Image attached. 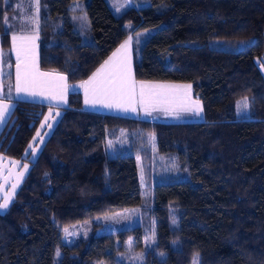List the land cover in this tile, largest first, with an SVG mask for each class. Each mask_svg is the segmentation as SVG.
<instances>
[{"label":"trees","instance_id":"obj_1","mask_svg":"<svg viewBox=\"0 0 264 264\" xmlns=\"http://www.w3.org/2000/svg\"><path fill=\"white\" fill-rule=\"evenodd\" d=\"M73 1L39 0L42 68L71 81L87 77L130 23L148 32L134 53L135 77L190 83L204 120L160 122L88 110L80 92H69L68 107L0 211V264H118L116 241L132 238L142 248L143 223L107 233L94 224L75 244L62 239L65 225L117 216L142 201L135 153L107 148V132L117 127L151 131L158 150L176 153L188 170L186 178L152 185L156 243L145 264H191L196 255L199 264H264V0H148L120 15L107 0H86L87 42L74 25ZM243 99L249 112L240 115ZM46 109L17 100L0 150L28 160L25 151Z\"/></svg>","mask_w":264,"mask_h":264},{"label":"crops","instance_id":"obj_2","mask_svg":"<svg viewBox=\"0 0 264 264\" xmlns=\"http://www.w3.org/2000/svg\"><path fill=\"white\" fill-rule=\"evenodd\" d=\"M78 1L75 0L72 2V18L74 25L81 32V40L83 42H87L91 40L90 34H88L89 22L87 17L82 19V15H86L84 10V5L86 0L79 2L80 4L75 5L74 3ZM80 1V0H79ZM113 12L116 15H120L127 8L133 7L138 9L143 7L149 3L148 0H107ZM3 6L5 8L4 17L7 16V21L4 19V28L0 31V98H3V102L8 104L9 112L6 114L5 120L0 122V135L6 126L11 122L13 110L17 100H29L41 102L47 105V109L31 139L29 142L27 149L25 151V155L27 159H19L12 158L4 154L0 150V204L5 202V197L9 196L7 207L12 201L15 193L21 186L24 178L26 177L29 167L30 161H33L38 152L40 151L42 145L44 144L47 137L50 135L52 129L58 122L61 117L64 108L68 107V94L71 91H77L81 93L82 96V106L84 109L114 113L119 115L131 116L139 119H146L151 121H160V122H187V121H203L204 120V112L202 102L195 98L192 94L191 88V98L192 100L199 101L202 111L199 114H195L194 112H187L179 110L180 101L177 99L176 106L177 110L173 114L166 113L161 110L152 111L151 115H146L144 110L137 105L136 111H123L116 108H105L101 105H91L84 103V89L79 87V85L88 80L94 72L97 71L104 63V61L108 60L109 57L113 55L114 52L120 47V45L129 37H131V66H132V74L136 81H143L146 84H173V85H189L188 82H177V81H166V80H143L137 79L134 74V53L135 50L142 45L144 39L148 32L143 31H135L132 24H127L128 34L113 48V50L97 65V67L85 78L77 81H71L68 79L66 73L54 69H44L40 66L39 63V45H40V8L36 6V0H4ZM85 21V22H84ZM32 35L35 37L34 41L30 45L31 51L29 52V56L31 59L35 61V67L41 73H59L66 77L65 83L69 86L64 101H56L51 98H44L41 96H29L24 93H20L19 95L16 92L15 84H16V64H17V56L16 51L13 49V35ZM20 41L17 40V46L20 45ZM44 79H50L55 81V75L50 77H45ZM11 85V88H9ZM50 91H56L55 86L50 89ZM11 97L10 99L8 97ZM51 112V116L49 113ZM45 117H48L47 122H45ZM44 124V127L41 128V125ZM51 127H48V125ZM41 133L42 140L40 137L36 136L37 132ZM46 133V134H45ZM35 138V141H34ZM32 145L33 148L36 149L35 152L32 151V148L29 145ZM24 165H27V168H24ZM23 173L22 175H20ZM13 185L15 188L13 189ZM0 208V211H4L7 209Z\"/></svg>","mask_w":264,"mask_h":264},{"label":"snow or ice","instance_id":"obj_3","mask_svg":"<svg viewBox=\"0 0 264 264\" xmlns=\"http://www.w3.org/2000/svg\"><path fill=\"white\" fill-rule=\"evenodd\" d=\"M36 6H39V0H36ZM4 19L7 21V16ZM34 39L35 37L32 35L17 36L14 34L12 37L13 49L17 56L16 92L18 95L24 93L33 97L41 96L46 99L64 101L69 87L65 83L66 77L59 73H41L36 69L34 59L29 56L30 45ZM17 40L21 42L19 46H17ZM130 45L131 37L126 39L88 80L79 85L84 89L86 105H101L105 108H116L123 111H136V106L139 105L146 115H151L154 110L173 114L177 110L176 101L179 99V110L194 112L197 115L202 111L199 101L191 98L190 84H146L143 81H136L132 74ZM52 75H55V81L44 79ZM53 85L56 91H50ZM244 108H247V103L244 104ZM8 112V104L3 102V98H0V122L5 120ZM49 116H51V112ZM47 120L48 117H45V122ZM43 127L44 124L41 125V128ZM48 127L51 125L49 124ZM36 136L42 140L39 131ZM29 147L33 152L36 151L31 144ZM24 168L26 169L27 165H24ZM14 188L15 185H13ZM9 196L10 194L5 197V202L0 204V208L7 207Z\"/></svg>","mask_w":264,"mask_h":264},{"label":"rangeland","instance_id":"obj_4","mask_svg":"<svg viewBox=\"0 0 264 264\" xmlns=\"http://www.w3.org/2000/svg\"><path fill=\"white\" fill-rule=\"evenodd\" d=\"M81 1L84 0H78L74 4H80ZM85 16V14L82 15V19L85 20ZM259 65L264 73V54L259 59ZM245 103H247V108H244ZM237 104V113L241 115V113L249 112V103L246 99L240 100ZM107 140L110 153L125 149L135 153L143 190L142 201L139 205L128 208L117 216L100 215L90 220L65 225L61 228L62 239L67 244H75L90 234L94 224L98 225L97 233H107L143 223L147 232L142 248H136L132 238H128L125 242L116 241L117 251L114 254V260L118 264H145L147 251L153 249L156 243V228L152 212V185L158 179L188 177L187 166L179 160L176 153L159 151L155 134L146 129L117 127L108 130ZM173 210H175L174 207ZM174 213L175 211L172 213V222L176 226L177 220ZM59 257L60 252L57 250L55 263L58 262ZM90 264L109 263L94 260ZM191 264H199L198 255L193 257Z\"/></svg>","mask_w":264,"mask_h":264}]
</instances>
